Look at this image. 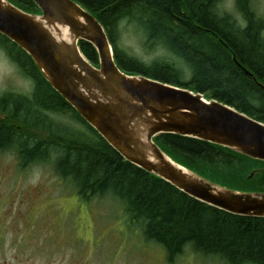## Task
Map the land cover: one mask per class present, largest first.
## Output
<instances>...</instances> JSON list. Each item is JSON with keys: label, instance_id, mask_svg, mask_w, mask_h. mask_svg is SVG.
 Masks as SVG:
<instances>
[{"label": "trees", "instance_id": "16d2710c", "mask_svg": "<svg viewBox=\"0 0 264 264\" xmlns=\"http://www.w3.org/2000/svg\"><path fill=\"white\" fill-rule=\"evenodd\" d=\"M8 1L26 12L40 13L31 0ZM75 1L97 16L122 71L200 92L264 119L263 93L248 89L250 78L232 65L229 56L232 47L240 58L264 70V41L256 40L250 29L239 28L233 15L220 12L222 0ZM123 22L139 28L146 44L161 47L181 66L166 60L146 64L129 54L119 44ZM79 45L84 56L98 65L93 45L85 41ZM0 46L34 82L31 96L6 95V125L0 124V153L13 152L21 171L51 163L55 174L73 185L82 199L116 197L134 220L143 223L145 239L164 248L171 264L188 248L225 264H264V218L210 207L127 162L48 84L29 55L2 35ZM4 98L0 97V110ZM51 115L67 117L76 126ZM40 133L46 136L41 139ZM154 140L174 160L208 179L172 152L199 161L214 147L239 159L210 165L238 175H243L246 164L264 167V162L188 137L163 134Z\"/></svg>", "mask_w": 264, "mask_h": 264}, {"label": "water", "instance_id": "95a60500", "mask_svg": "<svg viewBox=\"0 0 264 264\" xmlns=\"http://www.w3.org/2000/svg\"><path fill=\"white\" fill-rule=\"evenodd\" d=\"M31 1L40 13L0 0V35L30 56L48 84L124 160L210 207L264 218V193L213 182L154 140L174 134L264 162V123L200 92L122 71L103 25L75 0ZM81 41L96 49L97 66L82 53Z\"/></svg>", "mask_w": 264, "mask_h": 264}, {"label": "rangeland", "instance_id": "374dc122", "mask_svg": "<svg viewBox=\"0 0 264 264\" xmlns=\"http://www.w3.org/2000/svg\"><path fill=\"white\" fill-rule=\"evenodd\" d=\"M14 1L21 3V0ZM225 3L222 0L221 4ZM261 3L264 7V0ZM219 10L225 12L220 6ZM119 44L146 64L166 60L181 66L161 47L146 44L140 29L128 22L120 25ZM19 77L28 76L0 46V83L9 88L0 91V97L10 93L32 95L34 82L30 77L33 86L28 95L11 90V82ZM52 117L63 123L72 122L67 117ZM45 136L40 133L41 139ZM172 153L185 165L232 187L264 183V167L253 179L248 178L253 170L261 167L257 164L245 163L243 175L211 166L210 163L220 162L223 166L239 159L214 147L199 161ZM183 255H190L191 260L182 264H225L199 256L190 248ZM0 264L171 263L166 259L164 248L145 239L143 223L131 217L122 201L112 195L86 201L73 185L55 174L53 164H34L21 171L16 155L6 152L0 153Z\"/></svg>", "mask_w": 264, "mask_h": 264}, {"label": "flooded vegetation", "instance_id": "af4514ba", "mask_svg": "<svg viewBox=\"0 0 264 264\" xmlns=\"http://www.w3.org/2000/svg\"><path fill=\"white\" fill-rule=\"evenodd\" d=\"M238 9H239V12L233 15L237 21L236 24L239 25L241 22L245 23L246 26L243 28L244 30L250 29L252 36H254L256 40L257 38H260L261 40L264 41V7L261 3V0H238ZM229 56H230L232 65L240 73L250 78L252 84L249 85L248 89L250 91H256V92L263 93L264 95V70L256 69L249 62L245 61V59L240 58L232 47H230L229 49ZM209 99H211V97H209ZM3 101L5 104V107H3L2 110H0V124L6 125V118H7L6 116V96ZM256 103H257V106H259V102L256 101ZM239 111L242 113H245L242 110H239ZM245 114L261 123H264V119H262V117L258 114L257 115H253V114L249 115L247 113ZM262 171H263L262 167L257 168L251 172V174L253 173V175L251 176L250 174L248 178L251 179L254 175L261 173ZM209 179H212V178L209 177ZM222 183H219V184L224 185L229 188L231 187V189L234 188L235 190L238 189L240 191H246V192L264 193V183H259V185L250 183L249 186L244 187V188L242 186L232 187L230 185H226Z\"/></svg>", "mask_w": 264, "mask_h": 264}, {"label": "clouds", "instance_id": "9594fccd", "mask_svg": "<svg viewBox=\"0 0 264 264\" xmlns=\"http://www.w3.org/2000/svg\"><path fill=\"white\" fill-rule=\"evenodd\" d=\"M220 7L225 9V14L235 15L239 12L238 0H226L225 4H221ZM245 23L241 22L238 27L243 29ZM32 82L28 77H19L11 82V90L15 91L21 95H28L32 90ZM9 90L8 85L0 83V91ZM190 255H180L178 254L177 264H182L184 261H190Z\"/></svg>", "mask_w": 264, "mask_h": 264}]
</instances>
